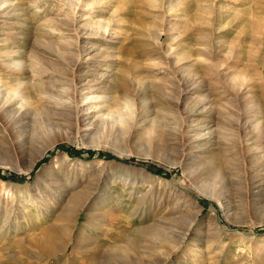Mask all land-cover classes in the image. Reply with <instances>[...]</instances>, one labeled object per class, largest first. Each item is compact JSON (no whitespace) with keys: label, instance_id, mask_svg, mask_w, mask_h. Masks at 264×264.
Wrapping results in <instances>:
<instances>
[{"label":"rangeland","instance_id":"obj_1","mask_svg":"<svg viewBox=\"0 0 264 264\" xmlns=\"http://www.w3.org/2000/svg\"><path fill=\"white\" fill-rule=\"evenodd\" d=\"M10 2L11 16L0 8V56L42 64L43 77L35 80L49 90L65 88L59 81L81 87L113 76L104 89L120 102L93 111L77 97L40 98L32 102L38 116L25 129L0 121V231L24 222L20 206L58 170L69 190L88 191L92 212L106 215L108 224L96 231L85 208L72 228L74 235L103 236V264H161L167 251L154 239H170L156 226L184 228L193 220L192 235L166 264H264V152L245 149L264 145V0H108L81 10L75 30L68 28L69 7L58 0ZM89 19H111V34L88 37ZM103 49L114 56L108 64L92 60L75 69L78 51L102 56ZM10 74L0 66L1 86L17 85ZM208 94L209 102L201 101ZM211 121L229 142L217 152L242 169L217 188L202 186L191 174L195 167L183 166L191 126ZM21 132L30 143L14 154ZM53 219L28 234L21 228L15 239L0 238V264L25 263L34 251L29 242ZM209 234L215 240L206 244ZM152 250L158 255L148 259Z\"/></svg>","mask_w":264,"mask_h":264},{"label":"bare ground","instance_id":"obj_2","mask_svg":"<svg viewBox=\"0 0 264 264\" xmlns=\"http://www.w3.org/2000/svg\"><path fill=\"white\" fill-rule=\"evenodd\" d=\"M10 1L12 0H0V8L1 9L5 8L4 12L2 13L5 15V17L11 16L12 14V12H10L12 10H9L11 8V5L9 4L11 3ZM58 1L60 3L67 5L69 7L70 13H72V17H70L69 16L70 14L67 13L71 21L70 26L68 24V28L70 27L72 29L73 27H75V23H78L77 17L79 15L78 13L81 10L83 11L90 10L98 6H102L103 4H108L107 3L108 0H105L104 2L103 1L99 2L97 0H89L88 2L83 4L84 7L86 6V8L88 6V9H82L83 8V6L81 5L82 3L80 4L82 0H77V3H73L71 0H70L71 2L69 0H58ZM86 15L87 13L86 14L84 13L83 16ZM111 23H112L111 19L107 22H104L102 20L93 21L92 19H89L87 21H84L83 27L85 29L91 30L89 33H87L88 37L94 35L96 37L103 38V36L107 34L108 35L111 34L112 30L109 29ZM78 36L81 37L84 35L82 32H78ZM94 36L92 38H94ZM102 40H104V38ZM107 51L108 50L103 49L98 52V54H100V52H104V54L102 55L103 58L101 55L94 56L91 54H87L85 50L78 51V58L75 61V69L77 70L78 66H81L82 64H84V62L88 64V62L101 60L100 62L104 61L106 63L107 62L106 59L114 57V56L110 57ZM98 56L102 59H100ZM106 64H108V62ZM41 65L39 64V62L37 63L35 61L25 60L23 62L22 61L20 62L18 60L9 59V57L7 56L5 58L0 56V66L3 67L6 70V72L11 73L10 74L11 76H16V81H17V85H14L12 87H6L5 85L1 86L0 84V121H3L4 123L14 126L19 125L20 128L25 129L26 121L31 117L33 121L35 117L38 116V113L32 108L33 105L32 102L35 99L41 100L40 98L46 99L48 101L50 100L56 101V99L58 98L60 100V98H64V97H77L81 100L84 99L85 103L91 104V108L93 109V111H96L97 109L102 110V108H105L110 104L113 105L120 102V98L115 93L113 95L112 93H109V90L106 92L104 89V88L111 89V86L108 85L111 81H115V78H113V76L112 78H110V80L106 81V79H104L105 74L104 75L101 74L100 77H98L95 80L92 81L85 80V84L82 85L81 87H79L78 84H76L74 81L72 83H68L66 81L64 82L59 81L57 84L63 85L65 88L58 87L59 85H56L54 86V88L52 87L53 89L49 90L44 88L42 86L43 85L42 83L41 85L40 83H38L39 81L36 82L35 80L36 78L40 77L41 71L44 69V67H42ZM41 76L43 77V75ZM234 76L237 75L235 74ZM236 81L235 82L232 81V82L237 83ZM52 92L58 93V96H54ZM210 97H211L210 94H208L204 96V98L201 101H203L204 103L209 102ZM122 100L126 101V99H123L121 97V105L124 103V102L122 103ZM126 105L128 106V103H126ZM244 106L247 109V111L250 110L251 109L250 101L247 100ZM195 114L196 113H194V115ZM214 127L215 124L213 123V121H211L208 124L200 123L191 126L190 129L191 134L190 136L187 137L189 153L187 154L186 162H183V166H186L188 168L195 167L194 168L195 170L193 169L191 170L192 171L191 174L193 177H195V181L200 183L202 186L204 187L211 186L217 188V186L220 184L222 185L224 181L226 180L228 181L229 179H232V177L236 176L239 172L241 173L242 169L240 170L241 168L240 166L238 167L237 165L233 164V161H231V159H229L228 156L223 157L217 152V150L221 151L220 147L223 148V145H227L229 142H227L228 137L226 136H225L226 138L222 136L224 139L221 136H216L215 134L216 130L214 129ZM217 140H219V142ZM29 143H30V139L28 140L26 136H24L23 132H21L19 134V139L16 142V145L13 149V153L14 152L24 153ZM257 143H256V148L252 142L247 143V148L245 149L249 150L248 155H250L255 150L258 153L260 152L259 154H261V152H264L263 151L264 145L257 146L259 145V143L258 144ZM227 148L228 147H226V149ZM33 166L35 165H32V167ZM255 168L258 167L256 166ZM55 173L56 174L54 178L48 181L44 186V188L36 190L35 194H32L28 197L27 203L24 202L23 206H20V214H18L17 216L18 219L22 218L24 222H18V223L14 222L15 224L11 225L10 228H8L7 230L0 231V238L5 239V241H8V239L12 237L15 239L21 228L26 232V234H28L29 232H32V230L35 231L34 229L39 228V224L43 219L54 217L55 218L53 219L54 224L51 225L54 226L50 227L51 229H47L42 236L35 237L30 242L28 241L31 244L34 251L27 256L26 262L25 263L18 262L17 264H31L29 263V261L31 260H34L33 261L34 264H61V260H64L63 264H103L104 261L108 259L107 257H102L103 245H100L101 242L100 240H104L103 236L83 235L82 233L79 235L78 234L74 235L73 233V229L80 217L81 212L85 210V208L88 207L90 208V205L93 201L92 196L87 194L88 191L83 189L77 190L75 188V190L73 189L69 190V186L63 183L65 179L64 173H61L58 170ZM237 177H239V175ZM59 207L60 210H58ZM89 208L87 209L88 211L87 223L90 224V227L92 229L98 231V227H97L98 225L103 226L106 225V223L108 224V222L105 221L106 215L104 216L103 215L104 213H101L100 211L92 212V210ZM8 221L9 220L7 218L4 219L5 223H7ZM23 225L26 227L23 228ZM195 226H196L195 220L188 222L186 224V227L184 228L176 227V226L170 227V226L157 225L156 230L159 233L160 232L167 233V238L170 239L164 242L161 240L160 241L157 240L158 238L154 239L156 242L155 245L157 246L156 248L158 250L167 251L165 255L166 259L158 262H161V264H166L167 260L171 259L175 254H177L178 251L182 248V246L186 244L189 237L192 235ZM4 227H6V225ZM12 232H16V233L12 234ZM143 232L145 233L147 231L143 230ZM211 235L209 234L207 236V239L205 241L206 244H210L211 242H213V239L215 240V237H212ZM174 239H178L179 242L171 241ZM70 244H73L71 253H69L68 251ZM194 247L198 248L199 246L197 247V245L195 244ZM158 250H152L150 251L149 254H147L146 252L147 258L152 259L151 257L156 255L159 252ZM162 254L164 255V253ZM61 255H63L62 259L60 258ZM17 260L18 259H16V261ZM3 263L4 261L1 262V264Z\"/></svg>","mask_w":264,"mask_h":264},{"label":"trees","instance_id":"obj_3","mask_svg":"<svg viewBox=\"0 0 264 264\" xmlns=\"http://www.w3.org/2000/svg\"><path fill=\"white\" fill-rule=\"evenodd\" d=\"M65 149H68L70 150V147L69 146H64ZM112 158H115L114 156H111ZM141 165H145V164H141ZM160 173V172H159Z\"/></svg>","mask_w":264,"mask_h":264}]
</instances>
